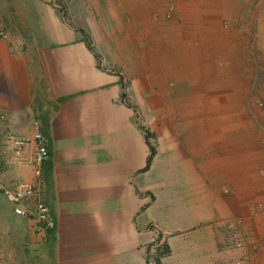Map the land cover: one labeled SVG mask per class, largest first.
Wrapping results in <instances>:
<instances>
[{
    "label": "crops",
    "instance_id": "crops-1",
    "mask_svg": "<svg viewBox=\"0 0 264 264\" xmlns=\"http://www.w3.org/2000/svg\"><path fill=\"white\" fill-rule=\"evenodd\" d=\"M47 1L43 25L0 38V141L36 120L48 155L37 177L7 142L0 183L39 187L54 228L0 195V263L264 264V113L250 115L230 51L243 41L242 64L264 71V0H69L65 14ZM143 91L170 109L156 143L129 100Z\"/></svg>",
    "mask_w": 264,
    "mask_h": 264
},
{
    "label": "rangeland",
    "instance_id": "rangeland-1",
    "mask_svg": "<svg viewBox=\"0 0 264 264\" xmlns=\"http://www.w3.org/2000/svg\"><path fill=\"white\" fill-rule=\"evenodd\" d=\"M38 0H0V38H5L7 36H23L26 38L27 35L31 34V29L27 26V19L39 25H43V21L41 19L42 14V5ZM59 0H57L58 2ZM56 3V0L54 1ZM47 4H52V0L45 2ZM59 3H62L61 10L64 11V14L67 12L65 9L68 8L69 0H60ZM26 17L23 19L22 17ZM39 24V25H38ZM114 46V45H113ZM15 47H26V43H18ZM245 44L243 41L235 42V44L230 46V51L234 52V62L236 63V75L234 76L233 84L243 87L245 92H247V98L245 104H249L250 115H258L260 116L264 113V71L261 69L263 66L261 61L258 59L248 60L245 64H242L243 59H245V55L243 49ZM123 49L126 50L125 54L128 57L129 66L132 69L136 68V65H133L131 62L132 51H129V44L123 45ZM129 51L128 55L127 52ZM111 55H114L115 52L111 51ZM126 62V63H127ZM264 62V61H262ZM109 70L117 73L121 78L124 79V84L128 87V94L134 95V91L132 90V77L127 73L122 74L121 66H113L109 67ZM139 94V93H138ZM153 93H149V91L140 92L139 100H133L129 98L131 102L134 103L135 106V115L138 118L139 125L143 132L148 133H158L161 136H165L164 133V125L165 122L163 118L167 115L170 117V109L157 107L151 103L149 100L151 98L148 95H152ZM154 99V98H153ZM238 108V107H236ZM173 110V109H172ZM168 113V114H167ZM150 140L153 139V135L149 136ZM8 140V141H7ZM166 140V139H165ZM168 140V139H167ZM9 137L3 141H0V156L8 155L10 148L8 147ZM151 142L156 143L153 139ZM10 143V142H9ZM154 147V146H153ZM39 197L44 201L42 197V191L38 187ZM7 208L3 203H0V211H5ZM14 213V212H13ZM2 250V247L1 249ZM152 261V260H151ZM0 264H10V263H0ZM148 264L147 256H145V263ZM154 264V263H152Z\"/></svg>",
    "mask_w": 264,
    "mask_h": 264
},
{
    "label": "built area",
    "instance_id": "built-area-1",
    "mask_svg": "<svg viewBox=\"0 0 264 264\" xmlns=\"http://www.w3.org/2000/svg\"><path fill=\"white\" fill-rule=\"evenodd\" d=\"M9 142L12 146L13 161L16 164H31L33 166V174L40 177L42 165L47 158L48 151L39 123L36 120L32 121V133L30 136L11 135L9 136ZM27 146L32 147V154L29 157H24V150ZM0 195L13 203L12 209L16 215L30 218L42 230L54 227V221L45 202L38 196L37 186L29 180L22 178L11 186L0 183ZM226 227L228 229L226 237L230 241L229 245L233 248H243V237L237 231V221H228ZM244 258H246L245 254L238 257L237 263ZM152 263L151 260H148V264Z\"/></svg>",
    "mask_w": 264,
    "mask_h": 264
},
{
    "label": "trees",
    "instance_id": "trees-1",
    "mask_svg": "<svg viewBox=\"0 0 264 264\" xmlns=\"http://www.w3.org/2000/svg\"><path fill=\"white\" fill-rule=\"evenodd\" d=\"M151 134L150 133H148V132H146V137L148 138L149 136H150ZM149 151H150V153H149V156L147 157V163H146V166H145V168H147L148 167V165H149V163H150V161H151V158H152V156L154 155V153H155V149H154V147L149 143ZM45 202V201H44ZM45 205L47 206V204L45 203ZM48 208V207H47ZM49 210V209H48ZM54 228V227H53ZM53 228H51V229H53ZM47 230H50V229H47Z\"/></svg>",
    "mask_w": 264,
    "mask_h": 264
}]
</instances>
